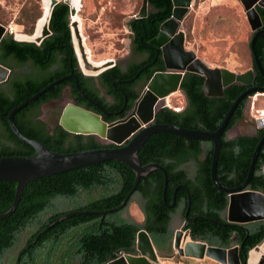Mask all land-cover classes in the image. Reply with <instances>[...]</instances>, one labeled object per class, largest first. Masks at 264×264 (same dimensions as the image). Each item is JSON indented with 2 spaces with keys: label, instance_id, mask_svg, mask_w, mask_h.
<instances>
[{
  "label": "trees",
  "instance_id": "obj_1",
  "mask_svg": "<svg viewBox=\"0 0 264 264\" xmlns=\"http://www.w3.org/2000/svg\"><path fill=\"white\" fill-rule=\"evenodd\" d=\"M147 16L130 19L127 23L131 35V55L126 67L115 65L97 77H86L78 69L69 28V7L58 3L49 20L50 35L40 45L17 42L6 34L0 42V65L10 70L6 82L0 84V157L30 156L33 149L20 142L7 124L9 112L51 82L73 73L79 87L101 110L82 99L74 84L62 82L15 114L13 121L19 132L28 139L37 140L50 151L71 153L110 148L95 136L75 135L58 125L61 111L50 122L40 119L42 107L58 100L64 87H70L78 106L99 114L109 123L123 117L138 98L144 86L156 71H164L161 52L149 45L160 25L172 15L171 0H148ZM264 30V9L256 8ZM42 15L29 12L17 24L24 33L31 35ZM0 24H8L0 21ZM247 43L251 69L255 70L253 87H261L264 80L256 69L250 41ZM259 62L264 70V35L254 44ZM26 68L24 71L19 69ZM95 81L104 88L112 102L100 94ZM203 77L186 73L180 85L185 97V107L179 111L164 107L157 111L158 124H171L183 128L213 132L222 124L231 104L248 88L232 85L222 97H207L203 92ZM115 83V85H113ZM253 97L250 95L249 98ZM125 98L127 102L125 104ZM248 97L236 107L221 136V149L216 177L225 188L240 186L247 177L254 149L264 135V128L257 137L227 139L226 133L241 119ZM125 111L120 116L108 117L107 113ZM213 152L212 141H196L167 134L152 135L137 156L141 164L157 163L168 178L166 203L172 204L175 189L186 185L190 197V218H210L226 222L228 196L219 192L210 178ZM264 166L262 147L248 190L258 191L263 186L261 168ZM135 181L134 172L117 161L88 165L61 174L29 182L23 190L15 212L0 220V264H107L121 254L137 255L136 234L144 230L159 254L172 255L173 232L170 218L177 210L182 215L188 206L183 188L175 192V203L168 208L163 202V174L153 171L142 177L125 208L117 212H103L119 206ZM15 183L0 181V214L7 212L14 199ZM136 202L142 221L124 218L123 212ZM67 217L55 223L58 219ZM55 223V224H54ZM246 234L233 225H217L204 219L186 223L192 236L211 246L229 247L238 241L248 252L264 239V222L246 226ZM236 233L238 236L236 237ZM18 245V247H17ZM17 247V248H16ZM14 250V251H13Z\"/></svg>",
  "mask_w": 264,
  "mask_h": 264
},
{
  "label": "water",
  "instance_id": "obj_2",
  "mask_svg": "<svg viewBox=\"0 0 264 264\" xmlns=\"http://www.w3.org/2000/svg\"><path fill=\"white\" fill-rule=\"evenodd\" d=\"M171 2L173 7L171 17L160 25L157 35L149 41L150 46L161 52L165 70L153 73L127 114L123 118L107 123L99 114L77 106L75 103H67L63 107L59 116L58 124L64 131L75 135L95 136L103 143L114 145V147L71 153L53 152L41 142L23 136L15 126L13 118L16 113L38 99L54 86L69 79L74 80L75 88L80 96L89 100L100 109L97 104L81 91L78 79L73 73L51 82L9 112L7 116V124L11 132L20 142L32 148L34 153L30 156L0 157V181H8L15 183L16 185L13 203L7 212L0 214V220L9 218L15 212L20 202L24 187L29 182L88 165L117 161L126 165L134 172L135 181L123 202L119 206L103 212V214L117 212L125 208L140 179L151 174L153 171H160L163 174L164 179L162 198L168 208L174 206L175 192L178 188H183L186 191L188 206L184 213L185 223H192L197 219H204L205 221L217 225L236 226L248 234L249 230L246 227L248 224L264 222V183L258 191L247 189L253 178L259 153L264 146V135L260 138L254 149L247 177L240 186L236 188H225L219 184L216 177L217 162L222 144L221 136L224 134L233 112L237 105L244 98L248 97L243 113L245 114L249 110L251 103V98H249V96L264 95V85L261 87L252 86L255 79L254 69H249L243 73H235L226 68H211L198 59L192 51H186L184 47V34L181 32L180 26L185 15L189 11L191 0H171ZM58 3H64L69 7L71 42L79 71L86 77H97L106 70L114 67L116 62L113 60H104L103 62L98 63L93 62L90 59L89 51L85 45V39L81 33L80 20L77 16L81 7V0H51L46 25L40 34H37L38 26L44 14L36 22L34 31L31 35H24L20 32H16L13 35V39L17 42L40 45L41 42L51 34L49 30V20L53 8ZM241 6L244 9L250 30L254 32L250 41V48L253 53L256 69L264 80V70L254 49L256 39L259 36L264 35L261 19L256 10L257 7L264 9V0H241ZM148 7V0H142L139 12L133 18H145L147 16ZM5 35L6 27L5 25L0 24V42ZM76 49H78L81 55V61L77 57ZM186 73H193L203 77V92L210 98L222 97L224 90L232 85H243L248 88L231 104L222 124L216 131L209 132L193 130L177 125L156 123L155 115L157 111L167 107L165 100L168 96L174 92L180 91V85ZM9 75L10 70L0 65V84L6 82ZM126 101L127 99L125 98V103ZM124 108L125 106L120 112H118V114H120ZM255 122L256 127L254 132L247 137L258 136V129L264 128V116L259 117ZM233 127L226 133V137ZM154 134H167L196 141H212L213 152L210 166V178L214 187L219 192L228 196V204L224 214L226 222H218L210 218H190L188 215L190 209V197L186 185H179L175 189L172 204L167 205L166 190L168 178L165 169L157 163L142 165L137 156L139 150ZM261 173L264 182V166L261 168ZM66 217L67 216L64 215L55 223H58ZM237 236L238 234L236 233V237ZM172 247L180 257L189 259L203 260L206 258L218 264H250L251 255L254 254L258 257L257 264H264V239L251 250L245 252L243 249V243L238 244V241L227 248L211 246L193 237L189 229L181 227L174 231ZM135 249L137 255L121 254L107 264H159L157 261L158 252L146 231L140 230L137 232ZM172 257L173 255L167 256V258Z\"/></svg>",
  "mask_w": 264,
  "mask_h": 264
},
{
  "label": "rangeland",
  "instance_id": "obj_3",
  "mask_svg": "<svg viewBox=\"0 0 264 264\" xmlns=\"http://www.w3.org/2000/svg\"><path fill=\"white\" fill-rule=\"evenodd\" d=\"M141 4L142 0H81L77 16L91 61L113 60L116 65L127 62L131 55V35L127 23L139 12ZM41 7V0H0V21L14 26L16 32H22L23 27L17 23L30 11L40 13ZM180 30L184 34L185 50L192 51L209 67L226 68L235 73L251 69L247 46L251 30L239 0H191ZM25 70L26 68L19 69L20 72ZM167 98L165 104L168 108L181 110L185 107L186 101L181 91L174 92ZM252 101L253 99L251 103ZM67 103L69 100L66 97L57 102L58 111ZM256 105L257 109H264V95L258 96ZM48 108H42L40 119H46ZM250 113L255 119L263 115L252 108ZM238 134L232 130L227 137L232 139ZM133 200L123 212V217H132L141 222L143 217L136 204L139 198L134 197ZM179 228L180 226L174 225V230ZM172 250V258L158 253V263H202L200 260L180 257L173 247ZM8 257L4 264H7Z\"/></svg>",
  "mask_w": 264,
  "mask_h": 264
},
{
  "label": "flooded vegetation",
  "instance_id": "obj_4",
  "mask_svg": "<svg viewBox=\"0 0 264 264\" xmlns=\"http://www.w3.org/2000/svg\"><path fill=\"white\" fill-rule=\"evenodd\" d=\"M123 68H125L126 67V63H124L123 65H121ZM156 72H158V71H156ZM69 81H71L73 84H74V86H75V83H74V80H72V79H69ZM78 84H79V80H78ZM95 84H96V87L99 89V91H100V94L101 95H103V96H105V98H106V101H108V102H112V100H111V98L106 94V92H105V90H104V88L100 85V83L98 82V81H95ZM113 85H115V83H113ZM76 89V88H75ZM77 91V90H76ZM80 96V95H79ZM67 98L68 100H69V103H75L76 105L80 102V100H77V99H75L74 98V96H73V92H72V90H71V88L70 87H64L63 88V90H62V92H61V96H60V98L58 99V100H54V101H50V102H48L45 106H43V107H49L48 108V113L46 114V116H45V118H46V120H48V121H50V122H52V121H54L55 120V118H56V114H57V111H58V109H57V106H56V103L57 102H59V101H61L63 98ZM81 98L82 99H84L82 96H81ZM84 100H86V99H84ZM87 102H90L89 100H86ZM127 102V101H126ZM90 104H92L91 102H90ZM126 104V103H125ZM95 108H97L94 104H92ZM78 106V105H77ZM125 106V105H124ZM123 106V107H124ZM42 107V108H43ZM122 107V108H123ZM121 108V109H122ZM63 109V108H62ZM98 110H101V108L99 109V108H97ZM120 109V110H121ZM120 110H117V111H115V112H112V113H107V116L108 117H111V116H120V115H122L123 113H124V111H125V108H124V110L120 113V114H118V112H120ZM62 111V110H61ZM128 112V111H127ZM127 112H126V114H127ZM61 114V113H60ZM125 114V115H126ZM124 115V116H125ZM244 115V114H243ZM60 116V115H59ZM123 116V117H124ZM123 117H121V118H123ZM243 117V116H242ZM242 117H241V119H242ZM240 119V120H241ZM58 120H59V117H58ZM239 120V121H240ZM238 121V122H239ZM237 122V123H238ZM59 125V124H58ZM124 218H126V217H124ZM176 224V226L178 225V226H180V228L181 227H183L184 228V226H185V222H184V216L182 215V213H181V211H179V210H177L175 213H173L172 214V216H171V218H170V222H169V229L173 232V236H174V225Z\"/></svg>",
  "mask_w": 264,
  "mask_h": 264
},
{
  "label": "crops",
  "instance_id": "obj_5",
  "mask_svg": "<svg viewBox=\"0 0 264 264\" xmlns=\"http://www.w3.org/2000/svg\"><path fill=\"white\" fill-rule=\"evenodd\" d=\"M257 99L258 97L253 98L252 103H250L249 110L243 115L242 119L233 127L232 130H235V132L239 133L236 137H242V136L245 137V136L251 135L254 132V129L256 127V124H255L256 119L253 118V116L250 113L251 108L258 110L261 114H263V115H260L259 117L264 116V109L263 108L261 109L260 107H259L260 109H257L258 108V106L256 105ZM200 261H202L201 264H218L206 258ZM205 261H208V262L206 263Z\"/></svg>",
  "mask_w": 264,
  "mask_h": 264
},
{
  "label": "bare ground",
  "instance_id": "obj_6",
  "mask_svg": "<svg viewBox=\"0 0 264 264\" xmlns=\"http://www.w3.org/2000/svg\"><path fill=\"white\" fill-rule=\"evenodd\" d=\"M239 2H240V4H241V0H239ZM50 3H51V0H42V3H41V5H42V8H43V12H42V15H43V18L40 20V22H39V26H38V35L40 34V32L42 31V29L43 28H45V25H46V21H47V17H48V14H49V11H50ZM77 15H78V13H77ZM42 17V16H41ZM40 17V18H41ZM39 18V19H40ZM38 19V20H39ZM22 34H24V33H22ZM24 35H26V34H24ZM76 53H77V57H78V59L81 61V55H80V53H79V51H78V49H76ZM100 62H103V61H100ZM100 62H98V63H100ZM258 96H262L263 97V95H257V97ZM166 100H168V98H166ZM165 100V101H166ZM166 103V102H165ZM257 260H258V257L256 256V255H254V254H252L251 255V258H250V264H257Z\"/></svg>",
  "mask_w": 264,
  "mask_h": 264
},
{
  "label": "built area",
  "instance_id": "obj_7",
  "mask_svg": "<svg viewBox=\"0 0 264 264\" xmlns=\"http://www.w3.org/2000/svg\"><path fill=\"white\" fill-rule=\"evenodd\" d=\"M5 27H6V34H9V35L13 36L16 33V30H15L14 26L8 25V26H5ZM256 97H257V95L254 96V98H256ZM251 99H253V98L251 97ZM175 110L178 111L179 109H175Z\"/></svg>",
  "mask_w": 264,
  "mask_h": 264
}]
</instances>
